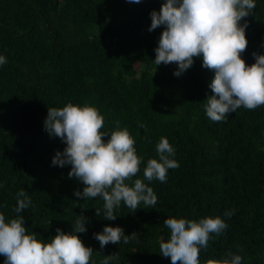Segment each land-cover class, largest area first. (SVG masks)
<instances>
[{"label":"trees","instance_id":"trees-1","mask_svg":"<svg viewBox=\"0 0 264 264\" xmlns=\"http://www.w3.org/2000/svg\"><path fill=\"white\" fill-rule=\"evenodd\" d=\"M165 0H0V214L17 218L16 194L24 190L32 204L19 215L26 234L50 243L56 228L70 234L78 215L87 218L76 233L93 249L89 264L105 256L109 264H171L159 245L170 238L163 221H199L220 217L228 225L210 234L200 264L240 255L241 264H264V105L243 106L215 122L205 105L214 72L202 57L174 76L175 63L156 66L155 51L164 26L149 32L150 12ZM245 29L246 65L264 55V0ZM92 106L104 117L102 132L127 129L143 157L135 177L144 180L149 159L159 157L156 145L166 138L179 167L169 169L166 182H144L157 196L154 208L141 203L135 212L123 202L115 220H105L100 197L78 198L84 185L69 178L71 165L51 164L66 144L44 129L48 108ZM117 123L119 128H117ZM143 125V127H141ZM105 141L108 137H102ZM130 186L132 181H126ZM101 215H95V209ZM231 218L224 214L233 211ZM122 227L138 239L103 249L94 233L104 226ZM5 257L0 255V264Z\"/></svg>","mask_w":264,"mask_h":264},{"label":"clouds","instance_id":"clouds-1","mask_svg":"<svg viewBox=\"0 0 264 264\" xmlns=\"http://www.w3.org/2000/svg\"><path fill=\"white\" fill-rule=\"evenodd\" d=\"M140 3V0H130ZM256 7L254 0H165L159 12H150L151 32L164 26L158 46L154 49L155 65L175 63L174 76H180L190 68L193 57H202V67L212 70L214 76L208 87L212 95L207 97L205 111L212 121L226 120L228 114L243 106L255 109L264 105V55L252 54L255 63L246 65L241 58L247 48L245 29L247 20ZM7 59L0 56V65ZM104 117L92 106L68 104L62 108H48L44 129L50 137L55 136L66 144L63 151H56L51 164L63 168L71 165L69 178L84 185L73 195L84 198L100 197L103 201L105 220H115V210L121 202L135 212L141 203L154 208L157 196L144 180L166 182L169 169L179 164L171 159L174 148L166 138L156 145L157 159H149L143 169L144 180L133 177L140 171L143 157H138L135 140L127 129L109 133L102 132ZM143 127V125H141ZM117 128L119 124L117 123ZM102 137H108L105 141ZM126 181H132L131 186ZM17 218L8 222L0 214V255L4 264H89L93 249L86 247L76 233L87 231L88 222L78 215L75 228L70 234L56 228L50 243L36 238L35 233L26 234L24 218L19 214L32 204L24 190L16 194ZM101 215V209H95ZM231 218L233 211L224 214ZM170 229V238L159 245L160 254L169 257L171 264H200L199 255L207 249L210 234L220 235L228 225L220 217H206L199 221L184 218H167L163 221ZM103 249L109 243H128L138 239V233L125 235L122 227L104 226L94 233ZM226 259L208 261V264H241L242 257L232 253ZM116 254L105 256L101 264L118 260Z\"/></svg>","mask_w":264,"mask_h":264}]
</instances>
